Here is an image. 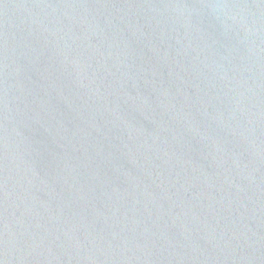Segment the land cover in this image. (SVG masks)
Instances as JSON below:
<instances>
[{
	"label": "water",
	"instance_id": "obj_1",
	"mask_svg": "<svg viewBox=\"0 0 264 264\" xmlns=\"http://www.w3.org/2000/svg\"><path fill=\"white\" fill-rule=\"evenodd\" d=\"M0 264H264V0H0Z\"/></svg>",
	"mask_w": 264,
	"mask_h": 264
}]
</instances>
